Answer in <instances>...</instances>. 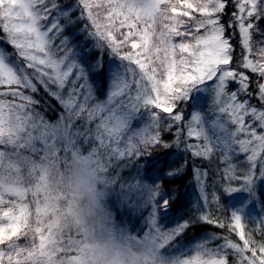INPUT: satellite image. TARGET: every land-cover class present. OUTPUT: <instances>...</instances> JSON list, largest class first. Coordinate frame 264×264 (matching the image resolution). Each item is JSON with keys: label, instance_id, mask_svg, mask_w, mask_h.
Here are the masks:
<instances>
[{"label": "snow or ice", "instance_id": "snow-or-ice-1", "mask_svg": "<svg viewBox=\"0 0 264 264\" xmlns=\"http://www.w3.org/2000/svg\"><path fill=\"white\" fill-rule=\"evenodd\" d=\"M226 2L77 0L73 9L65 10L57 3L49 5L48 0H0V30L17 53L15 58L0 53V86H5L0 97L12 98L0 99V264H50V245L54 243L51 231L44 232L29 225V206L24 202L27 190L22 187L21 173L32 162V156L23 153L43 151L47 158L61 150L66 152L75 148L72 137L82 133L72 132L74 117L84 118L86 114L87 121H99L92 138L105 151L111 149L113 155L120 157H140L144 154L140 145L161 143L158 129L162 121H171L169 129L183 121L184 117L177 110L179 102H186L193 90L211 92L216 118L209 124L200 111L192 112L186 125L185 150H190L194 157L205 158L220 151L228 164L225 179L243 182L241 187H226L224 191L249 190L254 179L251 169L256 168L257 156L264 152V132H257V128L264 129V110L251 106L247 99H238L241 94L251 95L248 92L249 77L239 69L250 70L264 79V47L258 50L259 59L243 55L242 62L233 68V47L226 31L238 27L243 49L251 54L253 33L264 36V30L259 28V21L264 19V0H234L238 11L233 13L227 26L219 18L225 11ZM77 10L80 15L73 19L72 12ZM81 19L88 22L84 30L101 46H106L120 61L128 62L122 71L119 66L107 70L111 90L103 100L93 96L91 85L76 87L82 78L87 80L86 69L69 55L67 38L56 43L66 27ZM73 55L78 53L73 50ZM102 71V62L87 69V72ZM73 76L75 79H70ZM230 82L238 83L236 91H227ZM37 83L60 101L68 112L67 118L61 116L59 122L50 124L35 110L34 106L40 101L26 95L24 90L36 93ZM69 83L72 87L68 88L65 98L63 90ZM52 85L58 91H51ZM258 89V98L264 104V83H259ZM144 114L149 119L147 126L132 131V122ZM248 117L251 120L246 121ZM129 132L132 134L128 135ZM181 132L178 128L177 147L181 143ZM193 137L203 142L187 143L188 138ZM123 139L127 143L122 150L119 144ZM37 142L42 148H37ZM113 144L116 147H112ZM163 146L169 147L167 143ZM234 153H250L247 155L251 163L248 174H235L228 163ZM92 154L96 155L95 149ZM6 159L9 160L7 164L4 163ZM197 179H200L199 173ZM157 187L145 185L154 217L169 207V200L159 197ZM239 213L232 212L229 228L243 241V247L234 242H227L222 247L240 254L241 264H264V245L258 250L250 247L253 242L250 237L245 238ZM201 219L216 223L207 216ZM219 226L224 227V224ZM186 227L187 224H181L172 233L179 235ZM30 232L34 233L31 245L21 246L19 241L21 238L26 240ZM150 232H155L158 239L163 238L166 248L174 239L173 234L155 225ZM196 247V254L184 259L182 264H227L220 248L208 249L202 244ZM246 252H251V257L244 255Z\"/></svg>", "mask_w": 264, "mask_h": 264}, {"label": "trees", "instance_id": "trees-1", "mask_svg": "<svg viewBox=\"0 0 264 264\" xmlns=\"http://www.w3.org/2000/svg\"><path fill=\"white\" fill-rule=\"evenodd\" d=\"M49 1H54L61 8L64 7L65 9L74 8V3H76L75 0ZM237 11L234 0H227L225 11L219 17L220 22L227 26L233 18V13ZM79 15L78 11L72 12L73 19ZM197 15L199 14L197 13ZM61 22L63 24L66 23L65 21ZM86 23H88L86 20L81 19L66 27L62 34L69 36L71 32L80 27H85ZM259 28L264 30V19L259 21ZM0 34L1 37L6 36L1 30ZM88 34V31L82 29V31L73 37V42L80 41L76 45L80 51L85 49L90 43H93L91 45L92 50H90L92 61L94 65L102 62L104 71L99 73L87 72L86 68L88 78L87 80L82 78V80L87 81L91 85L93 96L97 100H103L106 99L108 91L106 80L109 73L107 70L109 68L115 70L119 66L122 71L123 66L127 65L128 62L120 61L118 57L111 54L106 46H101L96 38L91 35L88 37ZM226 36L230 37V43L233 47L234 63L232 67L235 68V60L241 55V48L239 46V38L241 37L238 27L227 29ZM253 36L252 52L254 53L257 44L261 45L264 36L256 32L253 33ZM0 46L5 50L11 51L10 44H4L1 38ZM239 70H242V68ZM243 71L249 77L248 83H252L248 88V92L251 95L242 94L240 99L248 97L251 105L261 107L264 110V104L252 94L258 84H254L255 82L253 81L255 74L245 69ZM131 81L132 77L129 75L128 82L131 84ZM34 82L36 81L34 80ZM70 84L66 85V88L63 90L65 98L68 88L72 87ZM131 86L133 94H135V85ZM2 87L0 86V91L5 90ZM37 87L39 88L38 94L41 96L37 93H31L30 90H24L25 94L32 95L40 101L38 105L34 106L35 110L40 112L43 118L50 124L59 122L61 116L67 118L68 112L60 101L38 84ZM54 87L52 91H58L56 86ZM0 99L12 98L9 96L0 97ZM191 101L189 96L186 102L178 103L177 110L184 117L183 121L177 122L171 129L168 128V124L171 123L170 120L162 121L158 129L160 131L161 143L158 145H140V150L144 153L140 157L134 155L120 157L118 154L113 155L111 149L105 151L99 142L92 138L95 126L99 121H87L86 114L84 118L74 117L75 126L71 129L72 132L82 133L80 136L72 137L76 147L66 152L61 150L57 154L53 153L47 158H44L43 151L38 154L25 151L24 155L32 156V162L26 166L31 170L32 176L31 179L28 178L31 182L29 184L22 180V187H29L33 184V179L37 178L38 173H40L38 166L35 164H43L41 161L45 160L44 162L51 163L49 164L50 167L45 170L46 173L49 172V175L54 174L52 181L58 180L61 182L60 177L57 176L58 174L56 175L54 169H60L59 167L63 165L64 157L76 156L79 159L87 157L95 166L96 190L99 193L102 204V218L111 234L117 235V239L120 242L124 240V235H121L120 232L124 231L128 235L142 237L151 219L154 218L155 226L160 227L164 232L174 235L171 245L167 248L162 247L163 255H167L168 257V259L164 258L162 262L174 261L178 257L189 259L196 254V246L202 244L208 249L220 248V254L224 256L227 264H241L240 254L231 248L222 247L227 242H234L243 247V241L240 240L235 231L229 228V224L232 222L231 214L233 211L240 212L245 238L250 237L253 242L250 247H256L258 250L261 245H264V186H258L252 197L246 194L240 195L236 191L231 193L225 192L224 189L226 187H238L240 184L236 180L228 182L225 179V170L228 164L221 159L223 154L220 151H215L208 158L194 157L190 150H185L184 137L187 133L186 125L194 109ZM143 112L144 110L141 109V113ZM161 115L164 114L161 113ZM148 123L147 114H144L142 117L138 116L132 122V131H138L146 127ZM178 128L182 130L179 137L181 140L179 147L176 144ZM131 134V132L128 133V135ZM138 140L139 137H137ZM192 140V138H188L187 143ZM194 141L196 140L194 139ZM126 143V139H123L119 144V148L125 149ZM165 143L169 147L165 148L163 146ZM36 146L37 148H42L39 142H37ZM58 147L62 148L63 145H58ZM112 147H116V145L113 144ZM94 149L96 150V155L92 154ZM260 155L262 163H264V152H261ZM232 161L230 162L231 165ZM8 162L9 160L7 161L6 159L4 163ZM34 167L38 168L36 169L37 171L33 170L35 169ZM24 171L21 175H24ZM169 173L173 174L169 175ZM198 173L199 180L197 179ZM235 174L237 176L242 175V173L240 175L237 174L236 171ZM49 180L50 176H48V188L43 189V193L39 192L40 196L36 195L37 198L35 200L42 207L44 205L43 208L47 209L49 222L53 223L45 225L49 227L46 230L51 231V240L54 242L50 245L51 260L69 259L74 256L83 255L85 248L89 247L90 243L85 228L78 226L80 224L79 218L73 216V205L76 203L73 199L74 194L63 192L64 190H62V194H58L57 192L54 195H50ZM153 184L158 186L155 190L158 191L159 197L169 200V207L162 214L157 212L155 217L152 215L153 208L150 206V197L148 190L145 188V185ZM45 195H47L46 200L44 198ZM37 215L39 218H36V220H33L32 217L29 218V225L33 229L41 228L43 222H46V220L42 219L44 217L41 211ZM202 216H207L209 220L216 223H208L201 219ZM93 220L97 225V230H99L101 213H93ZM220 223H223L224 227H220ZM181 224H187L183 232L179 235L172 233V230ZM33 235L34 233L30 232L26 240L21 238L19 241L21 246H30ZM160 240L164 242L163 238H160ZM135 252L134 260L136 264L137 256L139 255L142 258V254L136 250ZM244 255L251 257L252 254L251 252H246ZM259 255L260 253L257 251V256Z\"/></svg>", "mask_w": 264, "mask_h": 264}, {"label": "rangeland", "instance_id": "rangeland-1", "mask_svg": "<svg viewBox=\"0 0 264 264\" xmlns=\"http://www.w3.org/2000/svg\"><path fill=\"white\" fill-rule=\"evenodd\" d=\"M75 2L77 3V0H75ZM51 3H55V2L54 1H49V5ZM76 3H74L75 6H76ZM62 8L65 9L64 7H62ZM65 10H71V9H65ZM77 11H78V14H79L80 13L79 10H77ZM61 23L63 24V22H61ZM84 28H85L84 26L80 27L79 29L71 32L69 36L67 34L66 35L61 34V36H60V38L58 40L60 41V39L67 38L69 40V44L66 45V47L70 50L69 51V55L72 57V59H74L77 63H79L85 69L86 68L88 69L90 66L94 65V63L92 61V54H91V51H90V50H92L91 49V45L93 43L89 42L90 44L85 49L80 51V49L78 47H76V45L80 41L77 40V41L73 42V37L77 33H79L80 31H82V29H84ZM1 32H3V31L1 30ZM89 36L90 35L88 34V37ZM0 38L3 39L4 44H9V43L6 42L4 37H1V34H0ZM239 39H240V43H241V44L239 43V46L241 48V52H240L241 55L236 58L235 66H237L238 64H240L242 62L243 55H249V58H252V59H259L258 50H259V48L264 47V38L262 40L261 45L257 44L254 53L252 52L251 54H249V52L247 50L243 49L242 37L239 38ZM58 40L56 41V43H59ZM10 46H11V51L10 50H5V49H3V47L0 46V53L4 54L6 57L12 56L13 58H15L16 55H17L16 50L14 49V47L11 44H10ZM73 50H74L75 53H78V55H73ZM133 67H135V66H133ZM241 71H243V69ZM248 72H251V71L248 70ZM245 75H247V74L245 73ZM70 79H75V77L73 76ZM253 81L255 82L254 84H256V83H258V84L259 83H264V79H261L257 74H255V78H253ZM106 82H107V86H108V88H107L108 89L107 93H108L111 90V77H110V74L107 76ZM69 84H67V85H69ZM80 84H88V83H87V81H83L81 79L77 83L76 87H79ZM251 84L252 83H250L249 85H251ZM258 84H257V87L254 89L255 90L254 93H252V94H253V96L255 98H257L259 100V98H258V90H259L258 89ZM70 85H72V84H70ZM54 86L55 85L51 86V91L55 88ZM238 87H239V85H238L237 82H230L229 85H228L227 91L228 92L236 91ZM2 88H5V86H3ZM37 89L39 90L38 87H37ZM38 90L36 92L37 94L39 93ZM38 95H40V94H38ZM241 96H242V94L238 97V99H240ZM190 98L192 100L191 101L192 104L194 105L193 111H200L202 115H205L208 118V123L210 124L211 120H214L216 118V116L213 114V99H214L213 94L211 92L204 91V90H193V92L190 95ZM34 99H37V98L34 97ZM245 99L249 100L248 97H245V98L240 99V100L243 101ZM251 106H255V105H251ZM255 107L258 110H263L261 107H257V106H255ZM191 114H190V118H191ZM248 120H251V118L250 117L246 118V121H248ZM206 130H208V129L206 128ZM257 132L258 133L264 132V129L257 128ZM209 135H211V131H209ZM192 139L193 140L188 142V143L197 144V143H202L203 142L202 140L198 141L194 137ZM194 139L196 141H194ZM247 155H250V153H248V154L234 153V154H232L230 156V159H229L228 163H230L233 160L232 161V167H233L234 171H236V173L239 174V175L241 173H242V175L243 174H248L249 169H251V163L247 160ZM77 159H79V158L76 157V156L64 157L63 158V165L59 167L60 169H58V168L54 169L55 172H56V175L58 174L57 176L60 177V175L62 173H66L68 171L70 165L72 164V162H74ZM221 159L223 161H225L223 159V155L221 156ZM7 161H8V159H7ZM44 161H41L43 164H35V165L38 166L39 169L35 168L36 166L34 168L38 169L40 171V173H38L39 175L37 176V178L33 179V184H31L29 187L28 186L24 187L27 190V195H26V198H25L24 202L29 206V218L32 217L33 220H36V218H39V216L37 215L39 213V211L42 212L43 217H44L42 219L46 220V222H43V225H42L41 229H43L44 232H48L46 230V228L48 229L49 227L45 226V225L46 224H53V223L49 222V218L47 217L48 216L47 209L43 208L44 205L42 207V205H39L37 203V201L35 200L37 198L36 195H39L38 194L39 192L43 193L44 192L43 189L48 188V176H50V175L48 174L49 172L46 173L45 170L48 167H50L49 164H51V163L44 162ZM5 164H7V163H5ZM42 165H44V166H42ZM24 170H25L24 171V175H21V179L24 180V182L29 184V183H31L29 181V179H31V176H32L31 170L29 168H27V167ZM261 171H264V163H262L261 155H259V156H257V159H256V168L255 169H251V174L254 177L251 187L247 191L244 190V189H237L236 192L240 193V195L241 194H246V195L252 197L254 195V193H255V191H256L258 186H261V187L264 186V176H261ZM49 181H50L49 182V186H50L49 187V194L50 195H54L57 192H58V194L59 193L62 194V189H61V187H59L61 182L58 181V180H56V181L49 180ZM236 182L238 184H240L238 187L242 186V183H243L242 181H237L236 180ZM52 185H53V187H52ZM51 187H52V189H51ZM63 192H66V191H63ZM44 198L46 200L47 195H45ZM154 223L155 222H154V218H153V219H151L148 228L144 231L142 237L128 235V233L126 231H124V232H120L121 235H124L123 242H120L117 239L118 236L114 235L115 238L121 244V246L124 247L126 250H128V252L131 254V257H132L131 264H135V260H134V257L136 255L135 250L142 254V258H141L142 260H141L140 264H161V262H162V260L164 258L168 259L167 255L166 256L163 255L162 247L164 246V242H162L160 240V238L158 239L156 237L155 232H150V230L155 225ZM83 258H84V254L83 255H79V256H74V257H71L69 259H62V260L54 259V260L50 261V264H83ZM181 259H187V258H181ZM46 264H47V262H46Z\"/></svg>", "mask_w": 264, "mask_h": 264}, {"label": "clouds", "instance_id": "clouds-1", "mask_svg": "<svg viewBox=\"0 0 264 264\" xmlns=\"http://www.w3.org/2000/svg\"><path fill=\"white\" fill-rule=\"evenodd\" d=\"M54 174H50V180ZM62 190L73 193L76 203L73 216L79 218V227H84L90 246L84 250L83 264H131V254L111 234L102 218V204L96 190L95 166L87 157L75 160L66 173L60 175ZM93 213H101L99 230ZM138 255L136 264H140ZM184 259L164 261L161 264H182Z\"/></svg>", "mask_w": 264, "mask_h": 264}]
</instances>
